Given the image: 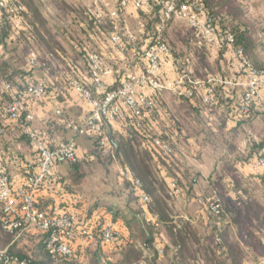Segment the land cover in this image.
<instances>
[{"label": "trees", "instance_id": "obj_1", "mask_svg": "<svg viewBox=\"0 0 264 264\" xmlns=\"http://www.w3.org/2000/svg\"><path fill=\"white\" fill-rule=\"evenodd\" d=\"M14 1L21 5L23 10L11 20L7 16L2 17L0 43L6 46L13 59L23 61L27 58V67L25 70L11 69L6 63H1L0 78L10 83L17 91H24L30 84L43 81L46 85L45 97L39 101H30L32 104L43 101L48 96L50 87L46 80L35 79L36 72L49 73L50 76L67 73L70 75L65 80L68 88H73V81L89 88L88 81L78 80L79 72L76 70H82L90 78L88 56L92 53L91 50L97 51L104 59L96 41L101 39L112 43L113 34L121 37V42L116 46L126 51L136 47L133 53L141 61L146 60V51L155 43L156 38L161 36L162 41L172 51L173 62L180 74H188L196 80L223 76L222 68L214 65L212 55L214 52L220 55L225 52L209 45L194 28L177 15L166 18L165 4L168 0H143V6L140 8L135 7L134 0H130L126 7L122 6V0H117V18L111 17V11L100 9L104 13L101 25L91 13L94 9L67 7V14L73 17L71 24H79L81 33L91 43L90 47L84 41L78 43V49H75L78 58L74 59L66 56L67 48L61 43L54 29L48 25L34 0ZM186 1L178 0L177 6ZM202 3L206 15L215 20L218 28L234 36L236 46L243 50L240 61H249L255 68L264 70V27L250 29L247 23V9L235 5L234 0H202ZM132 7L138 11L144 24L142 37L136 38L134 42L130 40V36L123 38L121 30L124 25L123 14H130ZM18 20L22 23L21 27L15 26L19 23ZM83 29L85 31H82ZM148 39L150 43L143 48ZM32 51L37 53L39 63L34 69L29 67V55ZM105 62L107 64V61ZM238 72L245 75L240 68ZM16 75L30 79L22 86L15 81ZM210 88V105H206L202 100L194 108L193 101L197 102L201 96L199 92L202 91H197L192 99L177 96L176 101L181 104L182 109L188 108L197 115L198 112L207 111L213 114L217 109H223L228 118L236 121L238 127L233 131L234 138L243 134L247 151L243 157L237 155L230 158L237 152V146L226 141L227 156L220 161V168L213 181V197L196 194L195 175L184 161L182 152L188 148V145H182L188 138L185 133H192L193 129L189 130L190 127L187 126L184 132L185 125L180 124L174 115L172 120L175 129L171 127L169 132L152 129L151 122L157 121L168 112V106L163 99L165 93H154L152 95L156 109L143 121V128H137L136 118L131 114L116 123L120 125L118 129L112 128L114 125L102 124L98 133L92 135L95 140L93 152L83 158L78 156L75 162L58 165L57 167L66 166L67 175L61 176L55 171L37 198V205L43 211L59 205L70 212L66 203L61 202L64 200L61 196L67 191L71 193L75 196L72 204L76 209L82 210L80 214L70 213L76 214L89 225L95 235V241L79 242L75 245L74 257L56 259L48 253L46 238L43 235L27 233L14 241V235L2 228L5 215L0 205V247L10 246V252L27 260L28 264H257L264 261V175L244 176L237 168L238 163L250 161L255 156L258 159L264 157V132L257 130L255 126L256 120L264 123V110L260 111L263 102H255L250 112L244 114L241 108L246 89L238 93L236 89L227 90L225 85L220 84H212ZM112 90L114 89L107 87L106 92ZM0 94L4 98L0 103L1 109L10 100V95L1 89ZM97 96L101 97L102 94ZM9 123L15 124L23 140L33 143L27 133L29 127L32 129L33 123L27 121L25 116L13 122L0 113V137L6 134V125ZM64 126L68 129L65 121ZM32 131L46 140L51 147L55 146L56 143L52 142V139L49 140L44 132L34 129ZM101 137H107L109 145L102 146ZM157 139L163 145H168L171 151L166 152L156 145ZM4 154L14 156L13 153ZM115 160L119 162L122 171L130 175L128 178L123 172L117 174L114 191L108 194L119 203H109L106 198L99 196L94 200L95 192L90 193L87 190L93 168L101 166L109 173L107 168ZM5 167L12 178L6 160ZM33 173H27V176ZM170 179L173 180L172 185L175 184L180 190L179 194L173 191ZM134 180L140 181L141 192L148 197L146 203H142V195L136 191ZM109 183L108 181L107 184ZM58 186L60 189L56 191ZM45 190L54 192L55 196L50 197L49 201H43L44 196H41ZM258 192L262 200L258 197ZM219 194H225L226 201L224 197L221 199ZM84 195L91 198L87 201ZM180 197L188 201L197 200L203 209L201 226L196 225L193 218L182 219L180 211H175V208H179ZM211 198L217 200L221 208L220 213L212 212L199 202L200 199L206 202ZM143 206L149 215L144 213ZM106 221H110L119 233L118 239L112 243H104L99 235ZM254 222L259 224L258 228L254 226ZM163 234L169 244H162ZM30 246H33L32 249ZM160 250L163 254H160Z\"/></svg>", "mask_w": 264, "mask_h": 264}, {"label": "built area", "instance_id": "obj_2", "mask_svg": "<svg viewBox=\"0 0 264 264\" xmlns=\"http://www.w3.org/2000/svg\"><path fill=\"white\" fill-rule=\"evenodd\" d=\"M178 0H168L165 4V17L170 18L173 14L186 21L190 27L194 28L213 48L223 51L233 57L239 63L247 77L245 83V95L242 105V112L248 114L252 104L262 101V90L264 89V70L255 68L249 61L241 62L243 50L236 46L233 35L223 32L218 28L217 23L205 13L202 0H187L179 7ZM130 0H122V6L126 7ZM143 0H134L136 8L143 6ZM23 10V7L14 0H0V22L2 17L7 16L13 19ZM98 24H102L104 13L100 9L92 10ZM117 11H111V17L117 18ZM113 44L118 45L121 37L118 34L111 36ZM172 57V51L165 44L161 36L156 38L145 54L147 65L142 74H130L123 84L109 92H106V78L111 71L104 59L97 53H90L88 56L90 63L89 88L73 81L72 87L78 93L80 99L89 108L88 115L83 124H76L73 121H65L68 129L76 135H95L100 130L102 124L115 125L124 120L129 114L136 118L137 128H143V121L151 116L155 109L153 95L162 92H173L179 97L192 99L197 91H204L203 101L206 105L212 103V84L232 87L238 85L231 80H226L220 76H213L206 80H196L188 74H181L176 80H164L161 77L162 63L164 59ZM38 55L32 51L29 55L30 69L37 68ZM0 89L10 95L0 113L8 120L16 122L23 116L29 122H33L35 114L31 109L30 101H39L45 97L46 85L43 81L30 84L24 91H17L14 87L0 78ZM102 94L101 97L97 96ZM61 114L60 111L57 112ZM2 133V131H0ZM27 133L32 138V144L37 154V170L27 176L17 188L14 180L10 178L5 167V160L13 167L19 166L16 156L5 155L0 151V205L5 215L2 228L14 235V241L21 239L27 233H37L45 236V246L48 253L58 258H72L76 255L75 245L80 243H91L95 241V235L91 228L79 216L70 213L59 205L49 207L43 211L37 205V198L40 191L53 177L55 169L60 164L75 162L78 158L77 144L74 139L61 141L51 147L43 138L39 137L29 127ZM106 137L100 138L102 146L107 145ZM155 144L161 146L164 151L170 152L168 145L156 140ZM256 165L264 166V157H260ZM123 172V171H122ZM124 173V172H123ZM130 178L129 173H124ZM135 189L142 197V203L148 201V197L141 192V183L134 180ZM173 191L177 194L180 190L175 184ZM214 213H220V205L215 198L206 202L199 200ZM99 235L104 243H112L119 237L114 225L106 221L99 231ZM160 254L163 251L160 250ZM0 264H28L27 260L14 256L10 252V246L0 247ZM257 264H264V261Z\"/></svg>", "mask_w": 264, "mask_h": 264}, {"label": "crops", "instance_id": "obj_3", "mask_svg": "<svg viewBox=\"0 0 264 264\" xmlns=\"http://www.w3.org/2000/svg\"><path fill=\"white\" fill-rule=\"evenodd\" d=\"M135 17L138 18L137 15H135ZM82 31H85V29ZM136 38L139 37L130 36V40L133 42ZM149 41V39L146 40L147 43L143 48L147 47L150 43ZM68 42L70 44L68 45L70 49H78L76 43L70 40H68ZM96 44L103 57L106 59L107 66L111 71L110 75L106 78V85L109 89L120 87L130 74L140 75L145 70L147 61H141L134 55L133 51L136 47L133 46L132 50L126 51L122 47H118L109 42V40L104 41L101 39H97ZM212 61H214V65L216 64L222 68L223 76L220 75L221 77L238 83L236 86H226L228 88L227 90L236 89L238 93H242L245 90L247 77L238 72L239 63L234 60L231 55L227 53L220 55L219 53L214 52L212 55ZM1 63H6L11 69L16 68L25 70L27 67V58L23 61L13 59L6 49V46L3 43H0V64ZM134 69L136 71L135 73L132 71ZM76 71L79 72L77 74L78 80L89 82L90 78L87 73L80 69H77ZM180 75L181 74L178 72L172 57L164 59L161 69L162 79L173 81L179 78ZM69 76L70 75L67 73L65 75L63 73L60 76H50L49 73L41 74L38 72L34 74L36 80H46L50 87L48 96L39 104H32L29 102L36 119L32 124V129L44 132L48 139H52V142L54 143L74 139L77 144L78 156L83 158L86 155L89 156L93 152L95 140L91 135H76L72 130L66 129L64 126V121H73L76 124H83L89 111V108L80 99L76 90L66 86L65 80ZM29 79L30 78L28 77L23 79L21 75L15 76V81L22 86H25ZM164 93L163 99L168 106V112L167 114H163L162 117H159L157 121L151 122L152 129L154 131L159 130L168 132V129L171 127L175 129L172 115L181 122L180 124L185 125V130L183 129L184 132L187 130V126L190 127L189 130L193 129L192 133H185V136L188 138L182 145H188V148L182 153L187 167L190 168L195 175L194 187L196 194L199 196H201L202 193L209 195L214 192L213 181L220 168V161L223 157L226 158L227 156L225 149L226 141H230L237 146V152L230 156V158H234L237 155L243 157L247 154L244 135L242 134L240 137L234 138L233 131L238 125L236 121L228 118L224 114L223 109H217L213 114H209L207 111L202 113L198 112L197 115L194 111L190 112L191 110L189 111L188 108L182 109L181 104L176 101L178 95L169 91ZM199 93L203 98L205 92L202 91ZM148 94L151 95L153 93L149 91ZM200 97L197 102L193 101L194 108L198 105L199 101L203 100ZM3 100L4 98L0 94V103H2ZM262 102L263 106L260 111L264 110V89L262 90ZM58 111L61 112L62 116L57 114ZM6 126L8 127L6 134L0 137V151L4 153H13L14 156L18 158L19 166L13 167L9 165L8 170L14 180L15 186L19 188L27 177V173L36 172L37 154L33 145L21 138V132L17 129L15 124L9 123ZM119 126V124H115L112 128L118 129ZM255 126L257 130L260 128H263L264 130V123L260 120L255 121ZM185 136H182V138H185ZM107 141L109 142L108 138ZM218 142H220L222 145L221 147H223L222 154L219 158L214 157L210 159V157L205 155L203 150L208 146H216ZM107 144L109 145V143ZM257 159L258 157L255 156L250 161L238 163L237 168L244 176H263L264 166L258 167L256 165ZM114 163V165L118 167L119 162L115 160ZM118 170L120 173L122 172V168L118 167ZM55 171L61 176L67 175L68 172L66 166H59ZM169 183L172 185L173 180L170 179ZM90 185L91 181L89 182V186ZM59 189L60 186L56 187V191H59ZM41 196H44L43 201H49V198L55 195L54 192L45 190ZM84 196L88 201V196ZM74 197L75 196L67 191L65 195L61 196V198L64 199L61 202L66 203L65 205H67V209H69L70 212L80 214L82 209H76L72 204ZM178 206L181 213L180 217L182 219L190 220L193 218L195 224L201 226L203 221V209L196 199L188 201L187 199L180 197L178 198ZM144 213L149 215L145 207ZM123 230L127 234L126 229L123 228ZM162 242L163 245L169 244V241L164 234L162 235Z\"/></svg>", "mask_w": 264, "mask_h": 264}, {"label": "rangeland", "instance_id": "obj_4", "mask_svg": "<svg viewBox=\"0 0 264 264\" xmlns=\"http://www.w3.org/2000/svg\"><path fill=\"white\" fill-rule=\"evenodd\" d=\"M37 6L40 9V12L44 16L45 20L47 21L48 25L54 29L56 34L60 37L61 43L68 47L69 42L68 40L76 43H82L83 41L90 47L91 43L86 40V37L81 33V28L79 24H71L72 22V15L67 14V7H75L77 9H104L107 11H114L116 10L117 0H34ZM235 5L237 6H244L248 11L247 16V23L249 24L248 27L250 29L264 27V0H234ZM132 15V16H131ZM135 15L138 16L135 17ZM122 19H124V25L121 27L123 38L134 36V37H142V31H144V24L143 21L139 18V13L136 9L132 7L130 9V14L125 13L123 14ZM19 21V20H18ZM27 21V20H25ZM22 23L16 24V27H21ZM17 29V28H15ZM66 56L70 59L78 58V52L67 48ZM92 53H97L95 50H91ZM99 54V53H98ZM106 61V59L104 58ZM134 73L136 72L135 69L132 70ZM37 102L36 104H39ZM36 119L32 123H34ZM259 131L264 132L263 128L259 129ZM220 142L216 146H208L205 147L203 152L205 155L210 157V159L214 157H220L222 154L223 147ZM210 161V160H209ZM114 161L110 164L107 168L109 173H106V170L101 167L97 166L94 167L92 170V175L90 177L91 185L88 186L87 190L90 193L95 192L94 200L99 196L106 198L109 203H118L119 201L114 199L112 196L108 194L111 191H114V185L116 181L117 174H120L118 167L114 165ZM193 164V163H192ZM121 168V167H120ZM107 181V182H106ZM108 181L110 182L109 184ZM116 188L115 190H117ZM260 200L264 198L261 197L259 192L257 193ZM205 196L206 194L202 193L201 196ZM213 193H210L208 196L213 197ZM90 197V196H89ZM88 197V198H89ZM221 199H225V194H219ZM91 198V197H90ZM226 201V199H225ZM178 209V210H177ZM176 212H179V208H175ZM254 226L258 228L259 224L254 222ZM260 230L261 227H259ZM23 244V243H22ZM31 247V246H30ZM33 247V246H32ZM31 247V249H32Z\"/></svg>", "mask_w": 264, "mask_h": 264}]
</instances>
